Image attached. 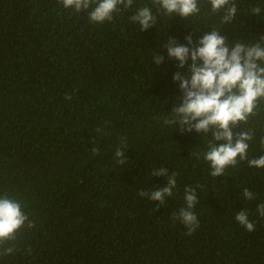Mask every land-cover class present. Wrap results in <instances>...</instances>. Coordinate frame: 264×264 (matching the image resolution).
<instances>
[{
	"label": "trees",
	"instance_id": "trees-1",
	"mask_svg": "<svg viewBox=\"0 0 264 264\" xmlns=\"http://www.w3.org/2000/svg\"><path fill=\"white\" fill-rule=\"evenodd\" d=\"M235 2L228 24L207 0L189 18L134 0L95 23V4L77 13L60 0H0V196L19 201L34 223L5 245L15 251L0 264H264L257 211L264 168L240 161L213 177L203 158L211 132L163 123L183 95L174 73L190 75L168 58L162 45L169 37L187 45L185 37L195 41L216 28L229 42L255 43L264 34V0ZM256 5L259 16L251 13ZM143 6L156 17L146 31L131 20ZM158 52L165 57L159 67L152 63ZM249 128L251 159L264 155V100L237 130ZM122 138L127 160L119 164ZM161 167L177 174L163 206L139 196L167 184L152 174ZM186 187L198 198L192 235L172 216L186 207ZM245 188L254 199L244 198ZM243 210L255 231L236 221Z\"/></svg>",
	"mask_w": 264,
	"mask_h": 264
},
{
	"label": "clouds",
	"instance_id": "clouds-1",
	"mask_svg": "<svg viewBox=\"0 0 264 264\" xmlns=\"http://www.w3.org/2000/svg\"><path fill=\"white\" fill-rule=\"evenodd\" d=\"M134 0H60L64 8H72L77 13L88 10L91 22L104 23L114 19V13L121 7L131 8ZM167 15L189 18L200 12V0H152ZM213 13L223 12L222 23H231L237 14L238 8L235 0H207ZM262 9L259 5L251 7V13L259 16ZM134 23L140 25L141 31L153 27L156 17L151 8L140 7L131 16ZM187 45L180 44L175 38L169 37L162 45L167 50L169 59L177 60L180 69L187 68L190 75L181 71L174 73L173 79L179 82L182 98L172 111L163 118V123L176 126L181 132L203 133L209 132L207 151L203 158L210 165V175L222 176L229 166L235 167L240 161H247L249 167L264 168V155L248 158L249 142L254 139V131L237 130L241 124H247L250 117L256 115L260 102L264 100V34L258 40H237L229 42L227 37L221 35L216 28L205 33L202 38L193 40L192 35L185 37ZM189 60L191 64L189 65ZM165 62V57L158 52L153 55L152 63L157 67ZM71 100V96H66ZM101 132V129H97ZM224 143L218 144L217 142ZM126 138H122L121 146L115 150L114 159L117 163L124 164V145ZM264 147V137L260 140ZM93 154H99V148H92ZM199 159V154L197 153ZM154 177L163 176L167 184L160 189L145 191L141 189L139 196L150 201H159L165 204V198L173 195L177 184V174H169L168 169L159 168L153 173ZM245 199L252 200L255 194L245 188ZM186 207L173 213V219L180 220L187 228V234L192 235L199 227V221L193 209L198 203L195 188L186 187L184 190ZM260 217H264V203L257 207ZM236 221L249 232L255 231V225L249 220L247 211H239L235 216ZM32 228L34 223L22 210V204L6 194L0 196V256L12 254L14 246L5 247L10 241L17 239V233L22 228Z\"/></svg>",
	"mask_w": 264,
	"mask_h": 264
}]
</instances>
